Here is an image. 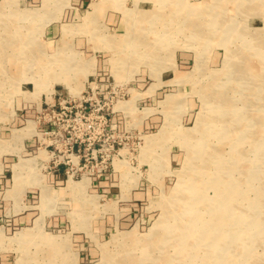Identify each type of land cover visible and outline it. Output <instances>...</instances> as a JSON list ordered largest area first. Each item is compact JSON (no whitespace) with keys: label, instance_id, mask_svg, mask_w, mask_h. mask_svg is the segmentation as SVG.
I'll list each match as a JSON object with an SVG mask.
<instances>
[{"label":"rangeland","instance_id":"rangeland-1","mask_svg":"<svg viewBox=\"0 0 264 264\" xmlns=\"http://www.w3.org/2000/svg\"><path fill=\"white\" fill-rule=\"evenodd\" d=\"M263 46L264 0H0V169L23 172L0 187V264H264ZM53 85L114 98L124 140L105 178L52 177L37 110ZM181 177L204 206L170 199ZM175 218L189 235L159 244Z\"/></svg>","mask_w":264,"mask_h":264},{"label":"built area","instance_id":"built-area-1","mask_svg":"<svg viewBox=\"0 0 264 264\" xmlns=\"http://www.w3.org/2000/svg\"><path fill=\"white\" fill-rule=\"evenodd\" d=\"M90 90H85L79 99L58 98V101L45 103V107L37 110L40 119L44 120L39 135L44 136L45 150L50 153L54 167H68V179H73L80 171H87L89 166L93 169L99 165L101 169L98 174H91L92 179L105 178L107 169L120 155L118 147L124 140L110 135L117 128V112L112 110L113 116L107 113L114 98L111 101L103 97L104 101H101L95 87ZM119 99L116 98L115 103Z\"/></svg>","mask_w":264,"mask_h":264},{"label":"bare ground","instance_id":"bare-ground-1","mask_svg":"<svg viewBox=\"0 0 264 264\" xmlns=\"http://www.w3.org/2000/svg\"><path fill=\"white\" fill-rule=\"evenodd\" d=\"M98 11V10H97ZM236 11V10H235ZM234 11V12H235ZM132 12L130 11V12H126V15L128 16V18L130 19V17H132ZM130 16V17H129ZM263 44V43H262ZM264 47V46H263ZM140 52V51H139ZM150 54V53H149ZM148 56L146 55L145 56V58H147ZM149 57H150V55H149ZM234 76V75H233ZM236 76H238L237 74H236ZM243 76V75H242ZM240 77V76H239ZM250 78V77H249ZM252 79V78H251ZM248 81V80H247ZM259 83V82H258ZM249 84V83H248ZM257 85V84H256ZM36 86V85H35ZM254 86V85H253ZM256 89V88H255ZM218 91V90H217ZM263 91V90H262ZM262 99V98H261ZM175 101V99H173V100H170L169 101V103H173ZM176 102V101H175ZM204 106V105H203ZM230 107V106H229ZM234 108V107H233ZM205 109V108H204ZM219 116V119H221L222 118V116H223V114H221V115H217V117ZM199 119H200V117H199ZM202 119V118H201ZM228 125V124H227ZM31 127V126H30ZM235 128V127H234ZM163 133H165V127H163L161 130H160V132H159V134H163ZM264 148V147H263ZM260 150V149H259ZM207 167L206 166H204V169L201 171V174L203 175H206L207 174ZM197 172H200V171H197ZM190 173H188V175L187 176H190L189 175ZM191 174H193V173H191ZM186 176V177H187ZM183 179V177H181L180 178V180L178 181V184H177V186H176V189H175V191H174V193L172 194V197H170V199L171 198H175L174 200H177V198L179 199V198H181V197H183V198H186L187 196H190L191 198H193V199H195L196 200V204L199 206V207H201V206H204L205 205V198H204V196H203V194H201V192H200V188H199V186L197 185V183L196 182H193V180L191 179V177H190V180H189V178H188V180H185V181H183L182 180ZM185 183V184H184ZM184 190H186V191H189V190H191L192 191V193L191 192H189L188 193V195H185V194H183L184 193ZM231 204V203H230ZM232 204H233V202H232ZM234 209V208H233ZM233 209H231L228 213L229 214H231V213H233L234 212V210ZM203 210V209H202ZM213 210H211V212H212ZM177 219L175 218V222H174V224H166V225H158L157 227H156V229H155V233H154V236H155V238L156 237H159L160 235H161V230H162V232H163V230L164 231H166V235L164 236V239H163V241L162 242H160L159 244H162V243H166V242H168L169 240H171L172 238H175V236H178V237H181L182 236V233H185V235L187 236V235H189V233L188 232H190L191 230H192V228L191 227H182V226H180V223H178L177 221H176ZM197 223L195 224V225H197L198 224V227H200V229H201V233H202V236H207V235H210V236H212L213 235V237H215V239L217 240V241H222L223 240V237L225 236V234H224V228L222 227V228H220V224L217 222V219H215L214 218V221L215 222H213L212 221V219H206V218H204V217H199L198 219H197ZM213 222V223H212ZM157 225V224H156ZM185 231V232H184ZM158 244V242H155V243H148L147 245H150V250H152L155 246L157 247V245H159ZM162 255V254H161Z\"/></svg>","mask_w":264,"mask_h":264},{"label":"crops","instance_id":"crops-1","mask_svg":"<svg viewBox=\"0 0 264 264\" xmlns=\"http://www.w3.org/2000/svg\"><path fill=\"white\" fill-rule=\"evenodd\" d=\"M163 80V79H162ZM164 81H162V83H163ZM32 83V82H31ZM55 85H53L52 87H50V88H52L53 89V93L52 94H50V95H47L48 97H50V98H52V95L54 94V98L56 99V98H63L62 96L63 95H61V93L59 92V91H57V90H55V87H54ZM32 92V91H31ZM31 92H26V91H23V92H21L22 93V95L24 96V98L27 100H30V101H32V102H36L38 99H33V97L30 95L31 94ZM41 95H43V94H41ZM40 95V96H41ZM58 95V96H57ZM23 143V142H22ZM67 169H68V167H66V166H60L59 168H57V170L55 169L54 171H53V175H52V177L56 180V182H58V183H64V181L63 180H65L66 179V176H67ZM23 173V172H22ZM22 173H21V175L17 178V179H15V177H14V173H13V175L11 176V178H7L6 176H4L3 175V167L0 169V187L1 188H7V190H6V193L8 192V191H16V189H19L20 188V183H18V182H20L22 179H23V177H22ZM68 178V177H67ZM69 181V180H68ZM90 183V182H89ZM90 184H92V183H90ZM96 184V183H95ZM17 186V187H16ZM10 188V189H9ZM29 188H38L37 186L35 187V186H30ZM25 194H26V196H25V201L24 202H21V204H23V205H26V204H29V200H28V198L29 199H32L33 197H32V195H31V192H29V191H27V192H25ZM7 200H11V201H13L10 205H11V207L12 208H14V206H15V202H14V198H9V199H7ZM122 201V200H121ZM11 208V209H12ZM27 215H28V213H27V211H24V212H22V213H19V214H16V215H14L16 218H18V219H20V220H24V219H27Z\"/></svg>","mask_w":264,"mask_h":264}]
</instances>
